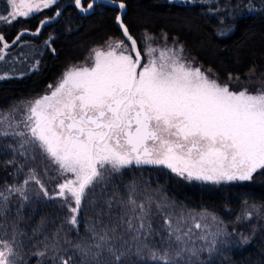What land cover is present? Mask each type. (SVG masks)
Listing matches in <instances>:
<instances>
[{"label":"snow or ice","instance_id":"6c2138e0","mask_svg":"<svg viewBox=\"0 0 264 264\" xmlns=\"http://www.w3.org/2000/svg\"><path fill=\"white\" fill-rule=\"evenodd\" d=\"M6 2L7 14H0V23L11 24L58 0ZM95 2L84 7L83 0H72L82 12L90 11ZM198 2L208 5L213 0ZM109 3L120 13L115 22L127 44L109 39L106 51L91 50V67L70 66L55 87L49 85L48 94L0 110V138L16 142L15 147H2L32 162L21 185L0 187V221L4 222L0 230L7 235V224L12 232L11 240L0 238V264H28L31 258L35 264H44L45 259L50 264H203L201 253L215 251L217 237L225 234L219 227L223 222L207 209H188L134 178L123 185V195L114 188L107 199L89 200L96 216L80 236L78 215L88 190L100 185L103 193L111 186L113 174L132 166H161L187 180L213 183L251 181L264 170V83L254 92L247 87L231 90L229 83L210 79L201 67L193 66L175 39L169 47L167 33L160 36L164 47H154L157 38L147 32L138 46L124 23L123 0ZM248 10H253L251 5ZM59 15L57 11L55 16ZM26 31L18 32L11 45L0 33V62ZM39 31L38 27L32 35ZM247 76L251 80L254 72ZM6 78L0 74V80ZM228 81L239 82L240 77L229 75ZM37 156L41 165L47 161L63 177L51 195L38 178ZM14 163L8 160L5 166ZM24 167L19 165L16 173ZM41 171L47 175L48 169L41 167ZM30 182L45 198L63 202L70 213L66 222L79 236L76 242L64 237L62 244L58 231L51 240L33 244L35 251H24L22 238L27 234L19 230L20 209L12 222L7 213L15 194L22 201L29 199L25 191ZM250 207L260 213L255 204ZM252 215L246 210L244 218ZM197 240L204 243L197 246ZM241 240L248 242L247 237Z\"/></svg>","mask_w":264,"mask_h":264},{"label":"trees","instance_id":"16d2710c","mask_svg":"<svg viewBox=\"0 0 264 264\" xmlns=\"http://www.w3.org/2000/svg\"><path fill=\"white\" fill-rule=\"evenodd\" d=\"M90 1L83 0V6L87 7ZM123 2L126 5L124 23L138 45L144 32L156 37L167 33L169 41L175 39L183 45L193 62L207 72L210 69V74L224 84L229 83L232 90L247 87L249 91H255L264 83V0H213L208 5L198 0L196 3L191 0ZM249 5L253 10H248ZM7 10L6 0H0V14L6 15ZM57 11L59 16H55ZM118 13V9L107 0H96L88 12L77 9L72 0H58L56 5L29 17H20L11 24L0 23V33L7 42H12L18 32L27 30L20 42L6 50L5 61L0 62V74L8 77L0 80V110L47 91L67 66L87 60L93 47H102L109 39H124L115 22ZM44 20L48 23L41 26L40 22ZM38 27L39 34L32 35ZM250 72H254L251 80L247 76ZM229 75L239 76L240 81L230 83ZM8 160H15V163L5 166ZM31 164L18 153L2 150L0 187L5 183L20 185ZM19 165L25 167L17 174ZM36 166L38 178L51 194L62 177L57 175L54 165L47 161L41 165L39 156ZM41 167L48 169L47 175ZM134 178L141 184L147 182V186L160 190L177 204L197 211L207 209L222 220L237 217L245 202L258 204L264 212V170L254 174L251 181L213 183L187 180L161 166H132L113 174L111 186L103 193L100 185L88 190L78 215L80 236L84 235L89 219L96 216L89 200L99 202L102 196L107 199L114 188H119L123 195V185ZM25 194L29 197L27 201H22L19 194L12 197L11 211L7 213L12 222L17 219V208L20 209L19 230L27 234L22 238L25 252L30 248L35 251L33 244L46 238L51 240L58 231L62 244L64 237L73 242L79 239L77 230L66 222L70 213L60 199L45 198L34 182L29 183ZM5 229L7 235L0 230V238L11 240L12 232L7 224ZM28 237L32 239L28 240ZM64 247L69 245L64 244ZM223 248L222 253L203 261V264H264V230L247 243H229ZM28 264H35V258L28 259ZM44 264L50 262L45 259Z\"/></svg>","mask_w":264,"mask_h":264},{"label":"rangeland","instance_id":"374dc122","mask_svg":"<svg viewBox=\"0 0 264 264\" xmlns=\"http://www.w3.org/2000/svg\"><path fill=\"white\" fill-rule=\"evenodd\" d=\"M149 34V33H148ZM151 35V34H150ZM153 36V35H152ZM156 37V36H154ZM157 39L155 41H153V46L154 47H164V41L160 39V36L159 37H156ZM112 41L116 42V41H120V40H124L123 38H120V39H111ZM108 42V41H107ZM107 42L104 44V46L102 47H93L96 48V49H100L102 51H106L107 50ZM10 45H11V42H8ZM128 42L125 40V44H127ZM172 43L173 41H167V44L169 47L172 46ZM179 44V43H178ZM140 46V44L138 45ZM91 53L89 54V57L87 60L85 61H82V63L80 64H71L69 66H67L60 74V77L52 84L53 87L56 86L58 80L62 77V74L66 71V69H68L70 66H74V65H87L89 67L92 66V57H93V53L92 51H90ZM141 53H142V56H143V48L141 46ZM183 55L185 56V58L187 60H191L185 50H184V53ZM193 62V61H192ZM144 63V61L142 60V64ZM193 66H199L197 63L193 62ZM200 67V66H199ZM202 71H205L201 68ZM206 74L209 75L210 79H216L212 74H210L209 72L205 71ZM219 83L221 84H224L222 83L220 80H218ZM231 89V88H230ZM232 90V89H231ZM236 91V90H235ZM238 91V90H237ZM50 92V90L48 89L47 91L39 94V96H36V97H33V98H30L28 100H32V99H35V98H38V97H41L45 94H48ZM254 92V91H252ZM20 104V103H19ZM17 104V105H19ZM12 108V107H11ZM9 108V109H11ZM9 109H6V110H9ZM21 112H23V109L21 108L20 109ZM17 119L20 118L19 115H17L16 117ZM5 144H12L14 147L16 146V142L13 138L11 137H8V138H0V152L4 150V148L2 147L3 145ZM26 178V177H25ZM63 180V177L61 178V180L58 183L62 182ZM198 181V180H197ZM23 183V181H22ZM21 183V184H22ZM20 184V185H21ZM56 184V185H57ZM17 185V184H16ZM56 185L54 188H56ZM19 186V185H17ZM55 190V189H54ZM54 192H52L51 194H53ZM50 194V193H49ZM50 194V195H51ZM253 205L252 203H249V204H245V207L243 208L242 212L239 213V215L237 217H240V219H237V217H234L233 220H230V221H226V220H222L218 217L219 221H222L223 223L219 225V227H221L222 229H225V234H222L220 236L217 237V244H216V250L213 251L211 254H209L208 252H203L201 253V256H200V259L201 261H205L209 258H212L214 257V255H217V254H220L222 253L223 251V247L226 246L227 244L229 243H232L233 245H236V243H244L242 242L241 240V237H247L248 238V241L253 238V237H256L258 233H260L262 230H264V212L261 210L260 208V213L257 214L256 211L254 209H252L250 206ZM256 206L260 207L258 204H255ZM74 206V204H73ZM201 210V209H200ZM252 211L253 215H252V218L251 219H245L244 218V214H245V211ZM197 211V210H196ZM199 211V210H198ZM214 214V213H212ZM215 215V214H214ZM154 226H155V222H154ZM216 230V227L215 225L212 227V231H215ZM211 239V237L209 238ZM204 242L202 241H199L197 240L196 241V244L197 246H200L201 244H203Z\"/></svg>","mask_w":264,"mask_h":264},{"label":"water","instance_id":"95a60500","mask_svg":"<svg viewBox=\"0 0 264 264\" xmlns=\"http://www.w3.org/2000/svg\"><path fill=\"white\" fill-rule=\"evenodd\" d=\"M108 2H109V0H107ZM118 14H120V13H118ZM125 39V38H124Z\"/></svg>","mask_w":264,"mask_h":264},{"label":"flooded vegetation","instance_id":"af4514ba","mask_svg":"<svg viewBox=\"0 0 264 264\" xmlns=\"http://www.w3.org/2000/svg\"><path fill=\"white\" fill-rule=\"evenodd\" d=\"M91 2H92V0L89 3H91Z\"/></svg>","mask_w":264,"mask_h":264}]
</instances>
